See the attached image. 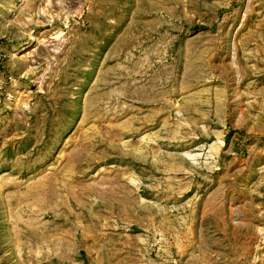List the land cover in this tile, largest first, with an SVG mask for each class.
Instances as JSON below:
<instances>
[{"label":"rangeland","instance_id":"rangeland-1","mask_svg":"<svg viewBox=\"0 0 264 264\" xmlns=\"http://www.w3.org/2000/svg\"><path fill=\"white\" fill-rule=\"evenodd\" d=\"M0 264H264V0H0Z\"/></svg>","mask_w":264,"mask_h":264}]
</instances>
